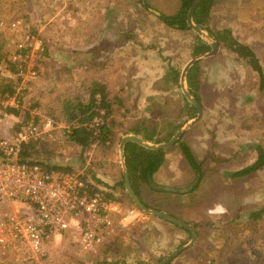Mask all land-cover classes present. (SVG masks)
Listing matches in <instances>:
<instances>
[{
  "label": "rangeland",
  "instance_id": "obj_1",
  "mask_svg": "<svg viewBox=\"0 0 264 264\" xmlns=\"http://www.w3.org/2000/svg\"><path fill=\"white\" fill-rule=\"evenodd\" d=\"M100 1L106 2L105 0ZM108 1L111 4L115 1L116 5V8L110 13L107 8L105 12L100 13L104 9L101 6H95L94 9L90 5L78 7L80 4L78 0H0V21L10 22L16 18L23 19L40 38L38 47H35L29 57V62L35 67L36 74L32 78L26 79L25 86L17 84L22 88L20 92L21 106L18 111L0 109V133L2 131L5 134L7 131L9 133L10 129L15 128L26 113H35L38 117L39 115L48 118H50L49 116L57 117L59 112L55 113L52 110L57 108L59 101L64 97L73 98L75 96L85 99L93 84L94 76H99V74L102 76L105 72H109L110 58L100 57V59L94 60L96 57L93 58L89 52L85 53V50L82 49L83 41L77 39V19L81 14H84L82 10L88 11L85 13V17L90 19L88 20V30L92 28L93 18H100V22H105L112 21L118 15L121 17L133 16V25H135V21L141 20V26L146 23L148 30L154 29L146 33L149 41L146 47L149 45V48L154 50L156 45H159L158 38L162 36V28L155 27L158 22L154 13L147 11L144 6L142 7L139 4L140 0ZM128 2H133V8L128 15H125L124 11ZM144 2L150 9L165 15L174 13L179 5L178 0H144ZM212 6L208 19L212 28L220 23L223 24V28L229 25L227 29L233 32L238 39L233 37L248 45L256 57L260 72L241 59L253 73V77L249 76V78L250 80L253 78L255 87L248 90L250 97L246 99L247 93L243 95L241 91L247 89L237 84L235 92L238 94L233 98L229 97V102L228 100L222 102L223 108L219 109L218 116L213 119L209 116L208 119L206 117L201 119V115L197 128L205 129V136L202 137L203 142L190 143L194 148L204 147V149L211 150L202 153L206 154V157H215V160L212 161L213 164H202L199 171L195 172L188 167L189 164L187 166V164L173 163L170 168L172 173L165 175L166 183L159 185L174 189L172 191L174 196L169 195V190L162 189L165 193L162 192L164 195H161V191L154 192L144 186L141 197L151 206L150 209H158V206H162L198 231L192 244L187 246L192 248L182 249L167 264H264V214L258 220H251L248 215L249 211L264 206V168L260 167L237 177L224 174V172H235L253 164L258 155V148L264 151V0H215ZM221 7L226 8L223 14L219 12L222 10ZM78 13L81 14L78 16ZM68 20H70L69 24H67ZM102 27L99 29L100 32L107 31L109 28L108 25L105 27V24ZM113 28L117 30V26ZM16 37L0 26V88L1 84H14V72L11 71L13 65L6 60V48L13 46L12 43ZM113 58L111 62H113ZM119 61L116 59V64ZM165 63L169 64L168 61ZM191 85L192 79L189 78L188 86ZM229 87L228 92H234ZM106 91L108 90L106 89ZM108 95L109 97L116 96L109 91ZM224 98L228 99L226 95ZM220 114L222 115L220 116ZM227 114H230L229 118ZM119 116L120 109L118 108L115 117L120 119ZM57 118L59 119V117ZM60 122L53 121L54 125H60L54 129L58 130V134L51 131L48 136L46 135L33 143L36 147L34 153L38 158L46 161L53 160L52 152L61 155L59 149H65L70 153L72 151L75 156L71 160V164L73 163L74 166L80 164L81 158H78V154H83L89 159L94 158L93 166L98 171V184L103 185L102 176L109 174L111 161L116 163L115 169L118 171L116 165H119V154L116 143L124 130L123 127L113 130V143L106 148L95 150L93 157H89L87 153L80 150L78 145L69 141L61 142L59 134L62 133L61 126L64 129L65 125ZM219 129L223 130L222 137L215 135V138V136L208 135V133L213 134ZM225 134L229 138L223 140ZM192 138L197 139L195 136ZM54 139L55 141H53ZM65 145L71 147H65ZM85 150L89 151V147ZM195 155L199 157L197 151H195ZM81 157L83 158V156ZM91 171L90 167L82 170L84 175L90 177L92 176ZM124 195L127 198L125 191ZM218 206H222L225 211L219 212ZM20 210L21 206L14 200L0 202V215L9 212L21 213ZM209 213L212 214L209 215ZM251 222L252 226H250ZM251 227L252 230H250ZM172 228L183 233V230L178 226L172 225ZM137 233L139 232L137 231ZM185 236L187 237L182 240V243H185L186 240L189 241L190 236L187 234ZM135 237L140 239L136 234ZM111 238L104 243L106 244L105 252L110 249L111 253L113 251L117 254L120 247L117 248V251L116 247L120 246L123 240L121 237H115L109 242ZM65 239L66 241H64ZM59 240L64 241L63 244H57L56 242ZM128 240L137 242L136 238ZM180 244L179 246H182ZM44 247L49 254V264H92L102 258L100 247L95 253H86L73 245L69 237H53L44 242ZM4 250L5 248L0 249V264H13L8 261L10 253L5 255ZM122 251L123 249L120 252ZM203 251H206L207 254L201 255ZM111 253L109 256H112L113 253ZM83 254L89 255L90 258L84 257ZM51 257L55 259L53 260ZM155 257L157 258V260L153 258L156 260L155 263L163 258Z\"/></svg>",
  "mask_w": 264,
  "mask_h": 264
},
{
  "label": "crops",
  "instance_id": "obj_2",
  "mask_svg": "<svg viewBox=\"0 0 264 264\" xmlns=\"http://www.w3.org/2000/svg\"><path fill=\"white\" fill-rule=\"evenodd\" d=\"M83 1L84 2L78 0L80 3L78 7H86L87 5H90L94 9L95 6H101L104 9H102L100 13H103V11L105 12L106 8L108 9V13L112 12L113 9L116 8V5L114 4L115 1H113V4H111L108 0H105L106 2L100 0ZM120 1L125 2V0ZM144 3V0L139 1V4L142 7ZM101 4L104 5L102 6ZM145 4V9L155 15V19L158 22L155 24V27L158 29L162 28V36L158 38L159 45H156L157 47H155L154 50L149 48V45L146 47L147 42H149L146 37V33H149L154 29L148 30L146 23L141 26L142 21L139 18H135L140 21H135L136 23L133 25V16L121 17L118 15L115 16L112 21L105 22H100V18H93L92 28L88 30V20L90 19L85 17V13H88V11L86 12L85 10H82L84 14L80 13V15L78 13V16H80H77V39L83 41L82 49L85 50V53L89 52L93 58L96 57L94 60L97 58L100 59V57H103L104 59L110 58L109 64L111 66L109 68V72H105L102 75L103 77L100 74L99 76H94L95 78L93 83L98 82L102 85L104 84V86H106L105 90L107 89L110 93L116 94L122 102V109L120 108L122 115L119 117L124 130L120 134V138L129 134L136 135L131 131V128L139 126L141 129L144 127L150 133L153 130L152 137L158 139L161 138L160 140H163L165 136L167 137V135H169L170 138L179 128L189 123L196 113L195 110L192 111V108L186 104L187 101L181 94L179 87V73L183 65L192 57L190 49L192 42L197 35L190 28L188 30H178L168 26L165 27V25L157 17L159 12L150 9L148 6H145ZM131 8H133V2H128L124 14L128 15ZM221 9L222 10L219 12H221V14L225 13L226 8L221 7ZM222 22L225 21L222 20ZM69 23L70 20H68L67 24ZM103 24H105V27L108 25V30L110 31L107 30L100 32L99 29L103 28ZM112 26H117V30L115 29L116 27L113 28ZM221 26L223 27L222 23H220V25H216L215 28L220 29L222 28ZM230 33H232V36L235 37L233 32ZM112 58L113 62H115L116 59L120 61L117 64L116 62L113 63L111 62ZM165 61H168L169 64L165 63ZM169 67H177L179 70L177 79L178 87L172 82L166 81L164 78L167 71L166 69ZM186 76L187 80L189 78L190 80L192 79L191 86H188ZM249 76L253 77V73L242 62V60L238 58L235 53L222 47L218 43V49L213 55L200 58L193 65L189 66L184 76V86L191 96L200 104L202 109L201 119L204 117L207 118L208 116L213 119L218 116L220 111L219 109L223 108L221 106L222 102L225 100H228L229 102V97L233 98V96L238 94V92H235L237 84L239 86L242 85L245 89H247L246 91H241L243 95L247 93L245 98L248 99L250 97L248 95V90H252L253 86L255 87V82L253 81V78L250 80ZM228 87L234 92H228ZM225 95L228 99L224 98ZM221 115L222 114H220V116ZM227 115L229 118L230 114ZM198 123H200V120L199 122L194 123L191 127H184L180 139L186 144V147L191 152L195 162L199 167H201L202 164H213L212 161L215 160V157H206V154L204 155L202 152L211 150L204 149V147L197 149L190 143L203 142L202 137L205 136V129L202 130V128H197ZM61 131H64L62 126ZM222 131V129H219L214 131L215 133L213 134L208 133V135L212 137L215 135L222 137L224 134ZM52 133L58 134V130H52ZM194 136L197 137V139H193L192 137ZM120 138L116 143L118 145ZM227 138L229 137L225 134L223 140ZM174 144L165 149L164 162L152 174V180L155 184H157L156 189L158 190L160 189L159 184L166 183L165 175L172 173L170 168L173 163H180L183 165L187 164V166L189 164L182 151L179 149L178 144ZM69 146L70 145H65V147ZM95 150H100V148H96L91 145L89 147V151H83L84 153H87L89 157H93ZM59 151L61 152L60 156L54 152H52L51 155V158L58 164L61 162L70 169L77 168L80 170L90 167L92 170L90 172L92 179H95L97 182L99 181L98 171H96L93 166L95 162L94 158L89 159L86 157L83 159L81 154H78V158H81L80 164L74 166L73 163L71 164V160L75 156L72 151L71 153L66 152L65 149H59ZM195 151L198 152L199 157L195 155ZM119 159L120 158L118 156V160ZM115 164V162L111 161L110 170L108 172L109 174H104V176H102V184L107 188V190H111L112 193L114 192L115 197L120 198V200L124 202L125 206H129L128 196L125 198L124 190L117 185V182L121 179L122 170L120 168V164H117V171V169H115ZM140 190V195H143L142 189ZM162 192L164 191H161V195H164ZM169 195L173 197L174 192L172 193V191H170ZM168 201H170V199H168ZM130 206H132V203ZM158 209L167 211L169 214L175 216L173 212H169V210L162 206H158ZM211 214L212 213H209V215ZM121 223L123 224V228L120 229L119 236L115 237H121L123 242L120 243V246L116 247V251L117 248L120 247V249L116 252L117 254L113 251L112 254L110 249L105 252L106 244H104L102 245L104 248H101L100 246V254L102 255V258L94 261V263L108 262L125 264H155V261L157 260L155 256L160 258L164 257L169 252L177 248L179 244L182 243V240L187 237L185 236L187 234L185 231H182L184 233L183 234L179 232L180 230L172 228V225L175 226V224L151 214L144 213L143 211H141L137 218L130 217L121 219ZM178 228L180 227L178 226ZM137 231L139 233H137ZM197 232L198 231L195 230L196 237ZM135 234L140 239L135 237ZM114 238H111L109 242ZM129 238H136L137 242L128 240ZM64 241H66V239ZM64 241L59 240L56 243L63 244L62 242ZM186 243L187 240L185 243L183 242L180 245H184ZM191 248L192 247H187L188 250ZM122 249L123 251L120 252ZM109 253H111L112 256H109ZM205 253L207 254L206 251H203L201 252V255H204ZM83 256L87 258L89 255L83 254ZM51 258H53V260L55 259L54 257ZM153 258H156V260Z\"/></svg>",
  "mask_w": 264,
  "mask_h": 264
},
{
  "label": "built area",
  "instance_id": "obj_3",
  "mask_svg": "<svg viewBox=\"0 0 264 264\" xmlns=\"http://www.w3.org/2000/svg\"><path fill=\"white\" fill-rule=\"evenodd\" d=\"M0 26L17 36L13 46L6 48L14 84L0 93V109L18 111L22 88L17 84L23 87L27 78L35 76L29 57L40 38L20 18L0 21ZM98 123L100 117L95 116L92 124ZM59 126L46 116L26 113L9 133H0V202L14 200L21 206V213L0 215V249L5 248V255L10 253L8 261L13 264H49L44 242L53 237H69L81 251L95 253L120 233L121 219L137 218L141 213L134 205L125 206L80 169H48L40 163L20 161L23 145L41 140Z\"/></svg>",
  "mask_w": 264,
  "mask_h": 264
},
{
  "label": "trees",
  "instance_id": "obj_4",
  "mask_svg": "<svg viewBox=\"0 0 264 264\" xmlns=\"http://www.w3.org/2000/svg\"><path fill=\"white\" fill-rule=\"evenodd\" d=\"M191 1L192 0H178L179 5L174 13L170 15L159 13L157 16L158 19L164 25H167L171 28L178 30H188L189 28L185 23V16ZM214 1L215 0H198L192 13V22L198 25L202 30H204L208 36L215 39L219 43V45L232 51L238 58L243 59L244 63L250 65L254 70L260 72L257 59L248 45L237 41L231 35L229 29L223 27L220 29H216L212 28V26L209 24V12ZM208 49L209 45L202 38L195 36L194 41L191 45L190 53L191 56H194ZM11 71L13 72V69H11ZM178 73L179 70L177 67H169L164 75V78L166 79V81H170L178 87ZM187 81L188 80L186 76V82ZM1 85L2 87L0 88V93L10 90V85ZM95 95H98V99H96ZM186 104H188L189 107L192 108V111L195 110L189 103L186 102ZM121 106L123 105L119 97H109L108 92L105 90V87L102 84L95 82L90 86L85 99L81 96H75L73 98L64 97L63 100L59 101L57 108L53 110L51 109L55 113L59 112L57 114V117H59V119L55 116L49 117L54 122H63V124L67 127L65 132L59 134L62 139L61 142L69 141L71 143H74L80 147V150H85L91 145L96 148L102 149L108 147L109 144L113 143V130L119 127H121L122 129V122L120 121V119H117L115 117L118 108L120 109ZM100 110L102 111V113H100ZM7 111L13 110L7 109ZM120 115H122L121 112ZM95 116L100 117V123H98L97 125L92 124V119ZM131 131L134 134L139 135L143 140H147L153 143H159L167 141L169 139V135H167V137L165 136L163 140L153 138V130L150 133L144 127L142 129L139 126L132 127ZM53 141H55V139ZM175 143L178 144L179 149L185 156L187 162L189 163L190 169L198 172L199 166L195 162L189 149L186 147V144L182 142L180 137L176 140ZM33 147L34 145L32 143H28L22 146L19 152L20 161L28 163H40L48 169L70 170L69 167H66V165L61 162L60 164H58L55 160H41V158H38L36 153H34L36 147ZM164 154L165 149H150L133 141H125L122 145L123 163L127 172L130 187L139 198V200L144 204V206L148 208L151 206H149L141 198L140 189L145 186L154 192L163 191L162 188L159 190L156 189V184H154L152 180V174L164 162ZM57 155L60 156V154L58 153ZM260 167L264 168V151L258 148V155L253 164L248 165L245 168L235 172H224V174H229L230 177H237ZM117 185L123 189L122 179L117 182ZM128 203L130 206L131 201L129 200ZM263 214L264 206L257 210L255 209L248 212L249 219L251 220L261 219L263 217ZM250 226H252V222ZM255 228L256 226L254 227V229ZM180 229H182L189 235V233L184 228L180 227ZM250 230H252V227L250 228Z\"/></svg>",
  "mask_w": 264,
  "mask_h": 264
},
{
  "label": "water",
  "instance_id": "obj_5",
  "mask_svg": "<svg viewBox=\"0 0 264 264\" xmlns=\"http://www.w3.org/2000/svg\"><path fill=\"white\" fill-rule=\"evenodd\" d=\"M198 0H192L190 2V5L186 11V16H185V23L186 26L188 28H190L198 37L202 38L208 45H209V49L198 53L194 56H192L181 68V71L179 73V87H180V91L182 96L185 98V100L195 109L196 113L195 116L189 121V123H187L186 125H184L183 127L179 128L167 141L164 142H160V143H150L147 140H143L141 137L136 136V135H124L120 138L119 141V145H118V154H119V164H120V168L122 170L121 173V179H122V187L124 189V191L126 192L127 196L129 197V199L132 201V203L134 204V206L136 208H138L139 210L143 211L144 213H148L151 214L153 216H156L160 219H163L165 221H168L172 224H175L179 227L184 228L188 233H189V241H187L186 244L177 247L176 249L172 250L171 252H169L167 255H165L159 262L155 263V264H167L173 257H175L176 254H178L182 249L186 248L187 246H189L190 244H192V242L195 239L196 233L195 230L193 229V227L183 221L180 218H177L173 215L168 214L167 212L160 210V209H150L146 206H144L142 204V202L139 200V198L136 196V194L133 192L132 188L130 187L129 181H128V176H127V172L123 163V157H122V145L125 141H133L137 144H140L146 148H150V149H166L168 147H170L171 145H173L176 140L181 136L182 130L184 129V127L190 126L194 123H196L201 115H202V109L200 104L198 103V101L193 98L190 93L187 91V89L184 86V76L186 71L188 70L189 66L193 65L195 62H197L200 58L203 57H208L213 55L217 49H218V42L211 38L210 36L207 35V33L202 30L198 25H196L195 23L192 22V13L193 10L197 4ZM164 190H169V191H174V189L169 188V187H160ZM94 264H125V263H94Z\"/></svg>",
  "mask_w": 264,
  "mask_h": 264
},
{
  "label": "clouds",
  "instance_id": "obj_6",
  "mask_svg": "<svg viewBox=\"0 0 264 264\" xmlns=\"http://www.w3.org/2000/svg\"><path fill=\"white\" fill-rule=\"evenodd\" d=\"M217 210H218L219 212H223V211H225V209H224L222 206H218Z\"/></svg>",
  "mask_w": 264,
  "mask_h": 264
},
{
  "label": "flooded vegetation",
  "instance_id": "obj_7",
  "mask_svg": "<svg viewBox=\"0 0 264 264\" xmlns=\"http://www.w3.org/2000/svg\"><path fill=\"white\" fill-rule=\"evenodd\" d=\"M193 40V39H192Z\"/></svg>",
  "mask_w": 264,
  "mask_h": 264
}]
</instances>
